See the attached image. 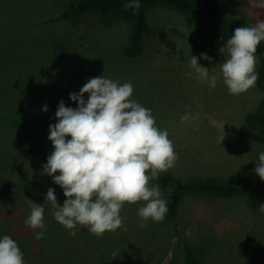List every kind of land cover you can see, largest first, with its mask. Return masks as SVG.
<instances>
[{
    "label": "rangeland",
    "instance_id": "374dc122",
    "mask_svg": "<svg viewBox=\"0 0 264 264\" xmlns=\"http://www.w3.org/2000/svg\"><path fill=\"white\" fill-rule=\"evenodd\" d=\"M64 3L0 0V38L6 37L24 57L0 53V113L8 102L34 109L45 123L40 133L48 139L59 102L75 109L77 102L69 94L79 93L90 78L105 76L120 84L131 82V98L151 109L157 126L167 130L178 156L168 170L174 177L232 179L252 170L264 145L241 137L239 128L264 93L255 84L240 95L229 94L219 68L224 59L219 49L226 43L207 52L211 63L200 59L192 53L193 24L181 12L155 4L146 9L151 32L143 40V53L126 58L129 23L95 14L74 23L60 17ZM259 5L264 0H220L223 17L253 26L264 20V6ZM191 56L210 77L217 76L214 89L196 79ZM150 183L157 185L156 179ZM61 189L55 186L56 193ZM142 204L125 203L120 212L124 227L93 236L91 243L85 238L84 257L76 251L61 264H183L177 232L186 236L189 230L186 238L204 264H264V213H253L243 193L226 199L188 196L176 220L149 219L146 228L139 227Z\"/></svg>",
    "mask_w": 264,
    "mask_h": 264
},
{
    "label": "clouds",
    "instance_id": "9594fccd",
    "mask_svg": "<svg viewBox=\"0 0 264 264\" xmlns=\"http://www.w3.org/2000/svg\"><path fill=\"white\" fill-rule=\"evenodd\" d=\"M123 7L138 10L140 3L131 0ZM262 41L264 20L235 28L219 49L224 56L220 73L229 94L240 95L255 86L259 78L256 52ZM199 58L212 61L207 53ZM189 66L198 81H207L212 89L217 86V76L210 77V71L199 65L196 56H191ZM133 91L131 82L120 84L105 76L95 77L79 93L69 94L77 102L75 109L66 107L63 100L59 102L57 122L50 125L48 136L54 151L47 157L43 174L63 189V206L57 203L53 188L47 190L46 200L54 209V219L66 229L81 225L97 237L106 231L115 232L124 227L120 212L125 203L143 202L138 209L141 228L148 226L149 219L163 222L168 212L159 185L150 182L175 167L178 156L167 130L157 126L151 109L131 98ZM42 110L47 112L48 106ZM254 172L264 181V152L259 153ZM258 210L264 213V204ZM44 212L43 205L32 201L25 225L44 229ZM190 235L189 230L186 236ZM43 237L44 232H36L37 240ZM0 264H24L23 252L9 235L0 238Z\"/></svg>",
    "mask_w": 264,
    "mask_h": 264
},
{
    "label": "trees",
    "instance_id": "16d2710c",
    "mask_svg": "<svg viewBox=\"0 0 264 264\" xmlns=\"http://www.w3.org/2000/svg\"><path fill=\"white\" fill-rule=\"evenodd\" d=\"M128 2L131 0H65L60 17L76 23L85 15L95 14L106 21L129 23L124 49L126 58L143 53V40L151 32L146 9L155 4L181 12L193 24L191 48L194 55L219 48L237 27L253 26L241 18L223 17L220 0H139L138 10H125L123 5ZM10 43L6 37L0 38V53H17L24 60L17 47ZM256 56L259 59L256 85L264 93V41L258 46ZM35 116L34 109L25 108L18 102L6 103V111L0 113V238L9 235L18 243L24 254V264H61L70 253H83L84 241L89 238L91 243L95 235L81 225L73 230L66 229L54 219V209L46 200V194L49 188L55 190L57 184L51 176L43 174V166L54 148L40 133L45 129V123ZM239 133L245 139L264 145V96L256 109L245 115ZM255 167L256 164L247 174L232 179L176 178L168 171L160 173L156 183L168 207L164 220H176L182 201L194 195L226 199L243 193L252 212L256 213L264 181L254 172ZM20 190L24 191L20 194ZM55 195L57 203L63 206L66 199L63 189ZM32 201L45 208L44 229L33 230L24 223ZM40 231L44 232V237L37 240L36 232ZM70 231H75L76 235H69ZM177 235L183 244V264H204L186 236L179 232Z\"/></svg>",
    "mask_w": 264,
    "mask_h": 264
}]
</instances>
